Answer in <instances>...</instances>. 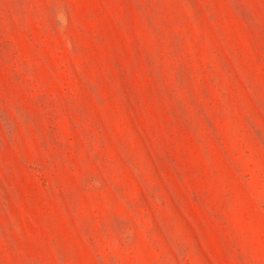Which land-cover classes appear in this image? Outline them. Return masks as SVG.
<instances>
[{
    "label": "rangeland",
    "instance_id": "obj_1",
    "mask_svg": "<svg viewBox=\"0 0 264 264\" xmlns=\"http://www.w3.org/2000/svg\"><path fill=\"white\" fill-rule=\"evenodd\" d=\"M0 264H264V0H0Z\"/></svg>",
    "mask_w": 264,
    "mask_h": 264
}]
</instances>
